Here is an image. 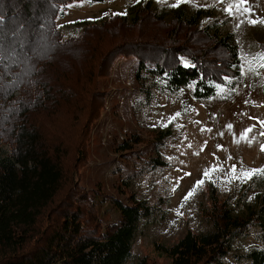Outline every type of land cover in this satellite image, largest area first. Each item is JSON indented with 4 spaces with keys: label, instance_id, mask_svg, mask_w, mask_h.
Wrapping results in <instances>:
<instances>
[{
    "label": "trees",
    "instance_id": "16d2710c",
    "mask_svg": "<svg viewBox=\"0 0 264 264\" xmlns=\"http://www.w3.org/2000/svg\"><path fill=\"white\" fill-rule=\"evenodd\" d=\"M72 1L0 0V19L12 17L17 23H0V264H126L132 258L136 235L154 207L134 196L130 202L115 199L117 217L104 222L78 178L77 166L87 156L84 134L72 159H66L57 130L61 124L54 123L70 109L59 105L63 101L70 102L74 123L85 109L90 114V98L99 95L94 82L107 72L109 58L111 63L124 50L135 51V78L147 100L154 90L175 92L190 85L196 98H208L226 83L225 76L240 74L233 67L240 64L236 37L215 23L204 24L206 10L182 6L158 12L149 1L132 7L129 16L86 23L82 35L64 39L57 20ZM152 22L159 25L149 32L140 28ZM259 46L264 51V41ZM38 55L43 58L34 64ZM181 58L195 67H184ZM55 61L61 64L53 71L57 87L43 76ZM16 91L28 96L18 101ZM74 101H80L75 109ZM40 113L52 123L46 126ZM138 137L129 139L141 143ZM164 138V132L157 133L156 152ZM127 140L122 150L131 148ZM151 161L163 163L160 156ZM218 207L212 229L189 230L174 244H157L158 253L171 264H224L235 237L248 235L253 221L264 231V185L242 213L227 203ZM246 257L264 264V249ZM137 264L150 261L143 256Z\"/></svg>",
    "mask_w": 264,
    "mask_h": 264
},
{
    "label": "rangeland",
    "instance_id": "374dc122",
    "mask_svg": "<svg viewBox=\"0 0 264 264\" xmlns=\"http://www.w3.org/2000/svg\"><path fill=\"white\" fill-rule=\"evenodd\" d=\"M149 1L158 12L173 8L169 5L177 2L75 0L62 7L57 23L64 39L76 38L82 35L86 23L101 22L112 17L113 13L126 12L129 16L132 7H145ZM248 3L252 19L264 18V0H248ZM182 6L188 10H206L204 24L215 23L224 33L233 34L239 43V59L247 55L251 60L253 54L263 51L259 45L264 41V24H240V19L246 17L226 15L223 9L227 5L216 0H189L179 7ZM0 20L7 27L17 26L12 17ZM157 25L159 23L152 22L140 28L149 32ZM132 33H136L135 29ZM83 56L87 58L85 54ZM42 58L36 56L34 64ZM108 61L105 63L109 64L107 72L104 71L94 82L99 95L96 99L90 98V114L85 109L80 121L74 123V115L69 116L72 111L70 102L63 101L59 105L70 109L65 110L61 119L54 123L55 126L61 124L57 130L65 141L66 159H72L80 134H84L87 156L77 166L78 178L80 185L96 201L98 214L104 222L117 217L112 204L115 199L130 202L134 196L154 207L152 216L141 224L133 256L126 264H137L143 256L149 259L150 264H171L167 257L158 253L157 244H174L189 230L208 231L212 229L214 206L227 203L236 209L235 212L242 213L247 204L255 203L257 196L263 193L264 178H255L247 183L229 182V169L231 165H236L238 170L264 166V152L260 150V145L264 144V136H260V132L264 131V127L259 123L264 121V69L260 70V75L231 76L230 82L226 80L220 85L223 91L217 88L215 94L208 98H196L192 93L193 86H189L175 92L154 90L153 97L147 100L135 78L139 63L135 51L126 49L111 63ZM58 64L56 62L52 65L55 67H47L43 73L55 87L59 86L55 85L59 78L53 76V71L61 65ZM30 68L34 69L32 65ZM12 80L8 78V81ZM14 96L18 101H24L28 94L16 91ZM72 104L75 109L80 101ZM92 107H95L94 110ZM177 112L181 115L167 127L162 126ZM40 117L46 126L52 123L51 118L42 113ZM229 124L233 125L231 130L227 127ZM252 125L255 129L249 135L256 137L255 142H234L243 130ZM158 132H164L165 138L156 152L154 144ZM133 134H137L142 142L131 143L129 138ZM124 140L130 144L129 150L121 149ZM159 156L163 163L151 161ZM213 165L222 166V170L213 173L211 181L206 180L190 199L184 201L185 195L202 178L204 170ZM178 212L181 214L178 215ZM249 227L248 235L235 237L228 255L223 259L224 264H253L252 259L246 256L254 250L264 249L262 228L255 221Z\"/></svg>",
    "mask_w": 264,
    "mask_h": 264
},
{
    "label": "snow or ice",
    "instance_id": "6c2138e0",
    "mask_svg": "<svg viewBox=\"0 0 264 264\" xmlns=\"http://www.w3.org/2000/svg\"><path fill=\"white\" fill-rule=\"evenodd\" d=\"M141 2V0H137V3ZM158 3L160 2H166V0H157ZM189 0H177L176 3L169 5L170 7H179L181 3H187ZM217 3L220 4H226L227 6L223 9L226 15L228 16H236V17H246V19H240V24L244 23H249L252 25L256 24H264V18L260 20L252 19V9L249 6L248 0H216ZM107 15V13H105ZM113 15L117 16H123L127 15L126 12L123 13H113ZM240 24L237 25V27L240 26ZM183 66L184 67H195V65L191 64L187 60H184L183 58ZM241 63L237 65H233V67H238L240 76H244L248 73H255L256 75H260L262 69H264V51L257 52L252 55L251 60L248 59L247 55L241 56ZM225 80L229 81L231 80L230 77L225 76ZM238 79V78H237ZM264 86V85H262ZM191 87V85H190ZM218 90L223 91V88H221L220 85H217ZM248 101H245L247 103ZM181 113L177 112L175 113L172 117L169 118L167 123L163 124L162 126L167 127L168 124H171L173 120L176 119V117L180 116ZM250 119H255L250 117ZM262 127H264V121H259ZM229 130L233 128V125L229 124L227 125ZM255 129V125H252L248 127L247 129L243 130L240 133L239 138H235L234 142L236 143H241V142H246L248 144H252L253 142L256 141L255 136H250L249 134L252 133ZM205 129H201V131H204ZM260 136H264V131L260 132ZM222 147V146H218ZM260 150L261 152H264V144L260 145ZM222 166L219 165H213L210 169H205L202 175V178L196 182V184L193 186L191 190L185 195L184 201H187L190 199L196 192V190L201 187L206 180L211 181L212 180V175L213 173L217 171H221ZM185 175H191L190 173H186ZM229 175L230 179L229 182L231 181H239L241 183H247L250 180H253L255 178H264V166L260 168H251V169H243L240 168L239 170L237 169L236 165H231L229 169ZM214 182V181H213ZM183 206V203L181 204V207ZM181 213L178 212V215Z\"/></svg>",
    "mask_w": 264,
    "mask_h": 264
}]
</instances>
